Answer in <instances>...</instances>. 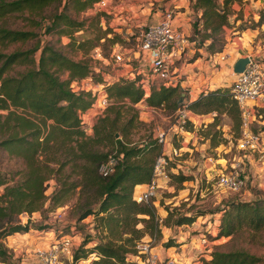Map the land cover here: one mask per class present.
Segmentation results:
<instances>
[{"label": "trees", "instance_id": "16d2710c", "mask_svg": "<svg viewBox=\"0 0 264 264\" xmlns=\"http://www.w3.org/2000/svg\"><path fill=\"white\" fill-rule=\"evenodd\" d=\"M50 1L0 0V47L27 40L32 35L30 31L2 26L7 16L39 10ZM93 1L77 0L76 10L88 8ZM238 1L188 0L194 14L199 13L189 41L199 42L197 44L204 45L211 53L222 51L229 5ZM55 18H63L61 33L71 35L83 26L82 21L64 15ZM262 23L264 6L257 11V20L251 28ZM240 24V31L248 28L245 23ZM53 26L54 21L46 31L52 30ZM108 33V30L97 29L93 38L70 44L85 51L97 46L102 49L101 40L116 41L115 34L105 37ZM34 49L0 52V112H4L0 113V149L18 157L23 165L21 178L14 184H7L0 178V263L9 264L13 259L12 251L3 240L30 228L28 218L21 223V214L29 217L42 209L46 201L48 208L61 206L75 195L76 221L91 216L92 230L100 235L90 247L84 248L88 239L81 242L72 253L71 264H137L126 260L125 254L134 251L135 241L144 233L154 238L161 226H169L171 212L166 211V216L157 222L153 202L137 203L133 198L135 186L149 182L153 161L160 153L159 145L149 136L139 144L127 138L137 120L133 105L142 102L156 110L166 107L171 114L187 100V94L178 91V84L151 83L145 91L137 83L138 77H120L105 85L109 104L94 120L91 135L86 136L80 128V115L89 110L93 97L89 91L73 92L70 83L91 76L93 67L86 59L74 60L46 42L38 48L36 67L14 75L6 74L12 65L32 63ZM188 108L197 115L212 116V121L204 128L215 126L218 116L224 114L239 133L240 113L229 87L199 92L190 99ZM257 115L256 119L262 122L258 131H263L264 117L259 111ZM188 129L191 130V126ZM108 157L115 158L116 163L109 173L102 175L99 167ZM72 174L76 178L72 179ZM170 177L177 183L188 179V175L179 172L171 173ZM49 179L54 181V187L46 196ZM220 211L216 238L227 237L241 228L253 232L264 228V198L230 202ZM200 214L203 213L178 215L171 224H190ZM137 224L141 227H136ZM170 245L164 243L165 247ZM90 253H94L95 258L87 260ZM208 255L202 259V264H256L258 261L241 250L223 252L214 249Z\"/></svg>", "mask_w": 264, "mask_h": 264}, {"label": "rangeland", "instance_id": "374dc122", "mask_svg": "<svg viewBox=\"0 0 264 264\" xmlns=\"http://www.w3.org/2000/svg\"><path fill=\"white\" fill-rule=\"evenodd\" d=\"M76 1L77 0H51L39 10L14 13L3 20L1 24L5 28L30 31L32 35L27 40L11 42L5 47H0V52L9 53L16 50L23 51L35 48L31 54L32 63L26 65H12L6 71L7 75H14L23 72L26 68L36 67L39 53L38 48L47 42L48 45L59 49L74 60L86 59L94 70L93 74L90 76L92 83L101 82L103 79L112 80V77H124L131 72L130 70L126 71V62L111 68L102 60L93 58L91 49L86 51L85 49H77L74 46L76 45V41L93 38L97 34V29H100V31L108 30L109 33L106 34L105 37L109 38L115 34L116 41L109 43L107 40H101V42H99V44L102 45V56L108 57L110 51L109 46L116 45L118 48L115 47V49L126 59L127 53L124 49H135L136 32L151 21L152 13L156 10L159 12L160 7L164 6L163 2L165 0H107L108 7L105 11L98 12L92 9V6L99 0H94L88 8L82 9L81 11L76 10ZM263 6L264 0H240L231 3L229 5L228 25L223 28V33L227 30L228 36L235 38V57L243 58L249 56L264 65V23L251 28L252 23L257 20V11ZM132 7H145L147 9L146 17L148 15V19L146 23L138 28L130 29L128 33H125L124 30L120 33H114L112 30L114 26H108L107 21L110 22L113 18L119 16L124 19L125 23L132 21L133 17L130 15V8L132 9ZM56 15H64L70 19L82 21L83 26L81 29L72 32L71 35L61 33L63 29V18L58 20L55 18ZM239 15H241V17H238ZM196 19L197 17L195 15L190 22L188 40L189 36L192 35L193 31L196 29L193 28ZM52 21L55 22V26H53L52 30L46 31ZM242 22L245 23L248 28L240 31V23ZM235 29H237V31ZM232 32L235 33L232 34ZM241 32L243 33L241 34ZM223 40L225 44V37ZM73 41H75L74 45H71L70 43ZM197 43L199 42L196 41V44L192 43L190 45L191 47L186 48L184 59L187 61L195 57H207L208 54H214L215 62L212 65L213 70L218 72L217 75L221 79L228 77V71L225 68V63L228 60H219L221 51L211 53L206 50L204 45L200 46ZM189 54L191 55L190 58H188ZM220 65L223 67V72L218 71V66ZM98 78L99 81H97ZM153 83L155 84V82ZM83 86L86 88L88 87L85 85ZM178 91L186 92V88L179 86ZM257 104V112L259 111L260 115L264 117V103L257 102ZM133 107L137 111V120L127 135V138L132 143L139 144L143 140H147L148 136L152 139L153 131L156 128H165L168 125L169 115H171L169 114L170 110L168 108L165 107V110H145V108H140L139 105H133ZM0 113L4 114L3 111ZM210 118L211 120L209 122L212 121V116ZM198 123L199 120L195 125ZM261 124L262 122L260 120L255 119L251 120L249 126L252 131L262 132L264 136V130L258 131ZM238 136L239 133L237 134L233 129L228 117L221 114L218 116L215 126H207L206 128L199 126L194 129V131H190V138L186 143L181 142V138L171 141L173 146L182 144V148L180 154L175 158L176 162L171 159L169 161V166L174 168L175 164H177L178 166L174 168L175 172L188 175V179L181 183L175 182L174 177H170L166 180L161 178L157 180L158 186L154 195L148 202L152 201L155 206L156 219H158L157 222H160L168 211L171 212V217L167 223L169 226H161L160 232L154 238L144 233L135 242L147 241L153 248L156 244H161L162 247H165L164 243L174 244L175 239L170 238L172 234H174V229L176 235L179 232H187L189 238L196 234L194 243L198 246L197 234L201 232L208 240L209 244L204 250L200 248L202 252H196L187 263L198 261L202 264L203 255H208L209 252L215 249L223 252L235 250L245 251L258 259L256 264H264V228L258 232L241 228L227 237L220 236L216 238L214 236L217 233V224L221 217L220 210L226 209L230 202L251 201L264 198V150L261 153L249 154L242 157L241 152L235 149V140ZM237 157H241L239 159L242 162V175L243 178H245L244 186L237 192L219 189L214 184L216 173L228 169L232 159H236ZM210 158L213 159L211 163L208 162ZM214 159H217L215 165L212 164L214 163ZM206 163H208V165H206ZM22 169L23 165L18 157L8 155L0 149V178L5 180L7 184H14L21 178L20 173ZM71 178L74 179L76 177L72 174ZM53 187L54 181L49 179L45 190L46 196L50 194ZM1 191L2 187H0V192ZM74 201L75 195H72L65 204L55 208H48L49 205L46 201L42 209L33 212L29 217L25 214H21L19 216L20 221L21 223H25L28 218L30 221L29 229H37L36 227H38L42 231H46L52 228L53 235L58 234V230L70 234L73 237L72 253L85 239H88V241L84 248L90 247L94 241L98 240V235L100 234L96 233L94 230L88 232L87 227L89 224H92L91 216H87L79 222L76 221L73 211ZM156 211L162 216H158ZM57 213L60 214V216L55 218ZM193 213H203L197 215L194 219L193 222L196 223L195 228L190 226L192 223L189 224L188 227H185L183 224L178 226L171 224V221L176 216L181 214L191 215ZM31 217L37 218L35 221H31ZM136 227L140 228L141 225L137 224ZM178 227L179 229H177ZM4 241L6 242V238L3 240V243ZM35 248L41 249L42 247ZM58 259L62 261V264H71V257L68 258L65 257V255H60Z\"/></svg>", "mask_w": 264, "mask_h": 264}, {"label": "built area", "instance_id": "2783aa9c", "mask_svg": "<svg viewBox=\"0 0 264 264\" xmlns=\"http://www.w3.org/2000/svg\"><path fill=\"white\" fill-rule=\"evenodd\" d=\"M107 7V0H99L92 6V9L98 12L105 11ZM174 14V8L170 5L161 6L158 20L155 23L146 24L138 30L135 48L138 53L137 58L140 61L137 64L133 65L130 59H125L115 49V45L111 47L108 57H103L100 47H95L92 50V57L102 60L111 68L126 62L125 65L130 66L131 72L125 78L138 77L137 83L145 91L148 89L149 84L153 82L163 86L178 84V67L185 60V51L187 45L191 42L187 36L174 26ZM227 58L228 54H219V60H226ZM247 58L248 60L243 69L235 75L229 86L231 98L237 104L240 113L239 136L235 140V149L241 152L242 157L261 153L264 150L262 132H254L249 126L251 120H255L258 116L257 102L264 103V65L249 56ZM90 78V76H87L79 80H73L70 83V89L73 92L89 91L93 97L89 110L80 115V128L86 136L91 135L94 120L103 114L104 109L109 104L104 92L105 85L118 79L112 77V80L103 79L101 82L92 83ZM83 85L88 87L86 88ZM185 93L187 94V100L169 115L168 125L165 128L158 127L153 131L152 138L159 145L160 153L153 161L149 182L144 184V189L134 192L133 198L137 203H146L150 200L158 186V179L166 180L171 173H176L174 169L176 166L171 168L169 161L173 159L176 162L175 158L180 154L182 144L173 146L171 141L181 138V142H183L186 136L190 138L189 132L194 131L197 127L194 118L197 114L189 110L188 103L191 98L187 90ZM138 103L144 105L145 109L156 110L142 102ZM190 126L191 130L188 129ZM199 126L204 127L205 125L201 123ZM239 158L241 157L233 158L228 169L216 173L214 177L216 187L229 192H237L244 186L245 178L242 175V162ZM208 160L211 163L213 159ZM215 162H217V159H214L212 164L215 165ZM115 163V158L108 157L100 165L99 172L102 175L109 173ZM59 216L60 214L57 213L55 218ZM87 229L88 232H92V225L89 224ZM57 232L58 234L53 235L49 248L34 249L35 264H62L58 256L65 255L68 258L72 256L73 237L60 230ZM197 235L198 247L204 250L209 242L201 232H198ZM133 250V252L125 254V259L137 264H201L198 261L187 263V261L173 256L159 257L147 241L135 242ZM92 258H95L94 253H90L87 260Z\"/></svg>", "mask_w": 264, "mask_h": 264}, {"label": "crops", "instance_id": "0c3cea01", "mask_svg": "<svg viewBox=\"0 0 264 264\" xmlns=\"http://www.w3.org/2000/svg\"><path fill=\"white\" fill-rule=\"evenodd\" d=\"M164 6L170 5L174 8V18H173V24L174 26L180 30L185 36L188 37V32L190 29V22L192 21V18L196 15L199 16V13L194 14L188 0H165L163 2ZM160 11V10H159ZM130 15L133 17L132 21L125 23L124 19L119 17H115L112 19V21H107L108 26H114L112 28L114 33H120L122 30H124L125 33H128L130 29L132 28H138L139 26L146 23L148 19L147 9L145 7H132L130 8ZM159 12L154 11L152 13L151 21L148 23H155L158 20ZM234 17V16H233ZM119 26V27H118ZM122 26V27H121ZM138 31L136 32V34ZM235 32H232L234 34ZM243 32H241L242 34ZM225 37V44L222 48V51L220 53H226L228 54V58L226 59V70L228 71V77L221 79L218 77L217 73L212 68L213 63L215 62V55L208 54L206 56L201 57H195L192 59H188L187 61L184 60L183 63L179 64V80H178V86L185 87L188 91L190 98H194L198 95L199 92L205 91L207 89L219 87V86H229L232 80L234 79L235 75L238 72H235L233 70V65L235 61L239 57H235V38L228 36V31L226 30L224 33ZM191 43H189L187 46H190ZM116 47V45H115ZM136 47V46H135ZM118 48V47H116ZM124 51L127 53V58L130 59L134 64H137L140 60L137 58L138 53L136 48H125ZM189 51V50H188ZM190 52V51H189ZM191 55H188V58H190ZM126 66V71L130 70V66ZM220 72H223V67L220 65L218 66ZM217 68V69H218ZM216 69V71H217ZM128 76V75H125ZM124 76V77H125ZM136 105H139L140 108H145L144 105L141 103H138ZM146 110V109H145ZM209 116V117H208ZM210 114L205 115H195V122L199 123L196 125H200L203 123L206 125L211 120ZM209 118V119H207ZM195 127V128H197ZM188 136L185 137L183 143H186L188 140ZM182 148V146H181ZM208 165V163H206ZM212 166V164H210ZM178 166L177 164L175 165ZM144 184L136 185L134 188V191L142 190L144 189ZM158 216L160 213L156 211ZM32 216V215H31ZM34 216V214H33ZM37 217H31V221H35ZM89 221V220H88ZM87 221V222H88ZM192 223V224H191ZM190 226L192 228H195L196 223L191 222ZM185 227H188L189 224H183ZM201 228V227H199ZM179 229V227L177 228ZM194 230V229H192ZM172 236L170 238H174V244L168 246V247H162L161 244H156L154 247L155 251L159 255V257H165V256H173L177 257L183 261H189L192 259L191 257L196 252H202V250L195 244L194 242V236H191L190 238L187 235V232H179L177 235L175 234V230L173 229ZM53 232L52 228L48 229L46 231H42L41 229H28L26 232H15L9 236L6 237V242L4 241V244L7 248H9L13 253V259L10 260L9 264H35V258L33 256V249L35 247H42V248H49L52 240H53ZM10 237V239H9ZM209 255H203V258H207ZM5 264V263H0Z\"/></svg>", "mask_w": 264, "mask_h": 264}, {"label": "water", "instance_id": "95a60500", "mask_svg": "<svg viewBox=\"0 0 264 264\" xmlns=\"http://www.w3.org/2000/svg\"><path fill=\"white\" fill-rule=\"evenodd\" d=\"M247 60H248L247 57L238 58L233 65V70L235 72H240L243 69L244 65L246 64Z\"/></svg>", "mask_w": 264, "mask_h": 264}]
</instances>
